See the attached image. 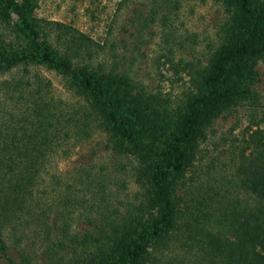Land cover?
Returning <instances> with one entry per match:
<instances>
[{
    "label": "trees",
    "instance_id": "1",
    "mask_svg": "<svg viewBox=\"0 0 264 264\" xmlns=\"http://www.w3.org/2000/svg\"><path fill=\"white\" fill-rule=\"evenodd\" d=\"M213 1L221 6L225 19L206 64L194 70L198 83L193 91L177 99L175 107L157 97H137V125L145 127L154 117H177L176 136L166 158L161 159L128 136L119 121L117 93L109 89V72L100 73L99 67L79 61L92 56L88 36L71 25L35 18L30 0L22 4L0 0V16H4L0 25L8 29L7 36L12 34L10 38L0 36V77L19 68L26 71L31 64L43 65L63 77L67 89L85 105L76 109L48 101L50 83L37 74L0 80V91L11 105L7 111L0 110V258L6 264L16 263L2 239L4 225L16 219L26 221L19 216H27L46 241L50 230L46 213L55 206L63 207V214L71 203L85 201L70 195L39 203L43 199L36 190L38 181L46 180V162L58 156L71 135L85 133L91 121L106 135L108 149L132 156L140 200L132 213L103 221L102 233L119 251L118 255L111 251L115 261L89 264H156L172 245L184 253L178 264H185L186 257V264H264L263 129L256 126L250 134L252 151L248 156L238 155L232 174L244 198L220 212L232 239L210 243L197 232L198 242L191 225L210 217L203 207L209 199L201 195L204 190L198 200L187 201L182 193L194 181L199 146L213 123L239 106L256 109L258 104L252 83H240L232 75L240 79L246 69L252 80L258 65L264 64V7H257L253 0ZM9 11L17 15V25L10 24Z\"/></svg>",
    "mask_w": 264,
    "mask_h": 264
},
{
    "label": "rangeland",
    "instance_id": "2",
    "mask_svg": "<svg viewBox=\"0 0 264 264\" xmlns=\"http://www.w3.org/2000/svg\"><path fill=\"white\" fill-rule=\"evenodd\" d=\"M23 1L16 0L18 4ZM253 1L257 7H264V0ZM30 5L35 18L71 25L92 40L91 58L79 61L99 67L100 73L109 72V89L117 93L114 96L117 117L128 136L165 159L176 136L177 117H154L141 127L135 122L137 97L153 96L174 106L177 99L193 91L198 83L194 70L206 64L217 44L216 32L225 19L221 6L213 0H30ZM8 16L11 25L19 23L12 11ZM3 17L0 16L1 23ZM2 29L0 25V36L6 37L9 31ZM243 32L242 28L240 33ZM26 71L13 70L0 80L37 74L50 83L46 90L48 101H60L76 109L85 107L67 89L65 79L53 70L31 64ZM242 71L240 79L237 74L232 77L240 83H252L257 92V108L239 106L213 123L207 139L199 146L194 181L182 191L187 201L198 200L201 195L209 199L203 207L210 217L191 225L198 242L199 233L210 243L233 238L221 223L220 212L229 203L244 198L232 178L236 160L241 152L248 156L252 151L250 134L256 126L264 130V64L258 65L252 80L248 70ZM9 106L0 91V110L7 111ZM86 130L87 134L71 135L63 142L58 156L46 162V180L38 181L36 190L43 199L37 200L39 203H45L46 198L55 202L58 196L70 195L83 197L85 201L69 204L63 214H60L63 207L55 206L46 213L50 228L46 241L36 222L27 216H19L26 221L16 219L4 225L2 239L16 264L114 262L111 251L119 254L102 233L103 221L132 213L133 206L138 204L140 190L134 178L135 162L126 152L108 149L106 135L93 121ZM171 247L156 264H178V259L184 258L175 245ZM0 264L6 262L0 258Z\"/></svg>",
    "mask_w": 264,
    "mask_h": 264
}]
</instances>
